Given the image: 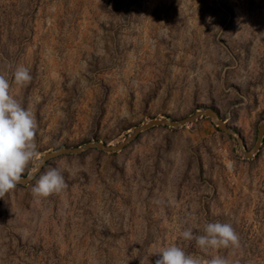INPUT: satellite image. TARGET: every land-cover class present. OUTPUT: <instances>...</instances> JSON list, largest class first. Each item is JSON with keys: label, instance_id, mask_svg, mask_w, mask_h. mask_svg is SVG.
<instances>
[{"label": "rangeland", "instance_id": "obj_1", "mask_svg": "<svg viewBox=\"0 0 264 264\" xmlns=\"http://www.w3.org/2000/svg\"><path fill=\"white\" fill-rule=\"evenodd\" d=\"M0 69L36 115L40 158L207 108L250 151L264 125V0H0ZM51 167L59 194L35 198L33 179L0 198V264H154L173 244L202 255L180 232L216 221L240 247L213 255L264 264V134L246 158L202 117L55 157L36 179Z\"/></svg>", "mask_w": 264, "mask_h": 264}, {"label": "clouds", "instance_id": "obj_2", "mask_svg": "<svg viewBox=\"0 0 264 264\" xmlns=\"http://www.w3.org/2000/svg\"><path fill=\"white\" fill-rule=\"evenodd\" d=\"M11 75L20 87H26L32 80L30 68L24 65H17ZM37 131L34 111L24 107L21 100L10 94L8 73L0 69V198L22 182L30 165L37 166L39 171L41 154L36 142ZM27 179L36 180L31 191L38 199L59 194L67 187L59 167L48 168L38 179L35 172H30ZM180 238L194 241L202 255L189 254L183 247L173 244L161 247L155 253L158 258L154 264H235L225 255H213L220 249L235 250L240 247L239 235L231 223L205 222L199 234L187 225L180 232Z\"/></svg>", "mask_w": 264, "mask_h": 264}, {"label": "water", "instance_id": "obj_3", "mask_svg": "<svg viewBox=\"0 0 264 264\" xmlns=\"http://www.w3.org/2000/svg\"><path fill=\"white\" fill-rule=\"evenodd\" d=\"M202 117L210 118L215 123L216 127L220 131L233 137L237 141L239 147L242 149L243 154L246 158H250L258 149V146L260 145L262 136L264 134V125H260L257 128V139H256V142L253 148L250 151H246L245 145L240 135L236 131L231 129L229 126H227L224 123V121L220 119L218 113L213 108H207L203 110H196L191 116L186 117L184 119L177 120V121L170 120V119H151L148 123H145L139 127L134 128L132 132L127 136L126 139H124L121 143L115 146H105L104 144L99 143V142H89L78 148H60L55 151L44 153L42 157L40 158V165L38 166L39 171H37V166H36L32 172H35L37 175L41 171L42 167L47 161L55 157L61 156V155H79L89 149H97L105 153L119 151L123 149L126 145L131 143L133 139H135L136 136L144 130L150 129L152 127H159V126H167L173 129H178ZM28 175L23 177L22 182L19 184H26L30 182L31 180L27 179Z\"/></svg>", "mask_w": 264, "mask_h": 264}]
</instances>
